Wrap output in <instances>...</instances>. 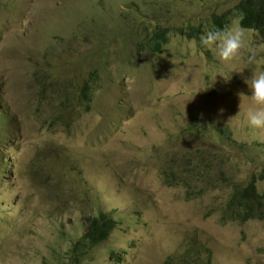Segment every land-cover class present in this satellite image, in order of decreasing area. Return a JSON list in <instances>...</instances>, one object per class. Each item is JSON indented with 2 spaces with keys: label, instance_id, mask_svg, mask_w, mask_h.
I'll return each mask as SVG.
<instances>
[{
  "label": "rangeland",
  "instance_id": "obj_1",
  "mask_svg": "<svg viewBox=\"0 0 264 264\" xmlns=\"http://www.w3.org/2000/svg\"><path fill=\"white\" fill-rule=\"evenodd\" d=\"M240 1L0 0V264H264V220H220L234 187L264 197L240 97L264 36L229 63L200 43ZM101 212L114 228L74 262Z\"/></svg>",
  "mask_w": 264,
  "mask_h": 264
},
{
  "label": "trees",
  "instance_id": "obj_2",
  "mask_svg": "<svg viewBox=\"0 0 264 264\" xmlns=\"http://www.w3.org/2000/svg\"><path fill=\"white\" fill-rule=\"evenodd\" d=\"M232 17H238L239 26L244 30L256 31L264 36V0H241L235 7V13ZM220 20L214 21L215 24L220 25ZM167 33L160 32L152 34L148 40L150 44V51L160 52L161 47L167 42ZM81 98L88 100V89L83 87L81 90ZM216 136L218 139H224L231 143V134L220 126ZM172 178L173 173H168L166 177ZM176 178L181 181L186 180V175L178 176ZM264 197L259 195L255 186L254 180L244 185L243 187H234L229 193L224 208L220 212V220H236L240 223L249 220H264ZM88 229L82 236V241L74 242L68 256H72L74 262L79 263L81 258L85 255L86 246H96L103 242L113 229L115 223L109 214L101 212L94 217L87 218Z\"/></svg>",
  "mask_w": 264,
  "mask_h": 264
},
{
  "label": "clouds",
  "instance_id": "obj_3",
  "mask_svg": "<svg viewBox=\"0 0 264 264\" xmlns=\"http://www.w3.org/2000/svg\"><path fill=\"white\" fill-rule=\"evenodd\" d=\"M235 18L238 19V17ZM200 43L209 50H212L219 60L224 63L236 60L246 46L245 33L241 27L227 31H208L200 37ZM247 52L249 53L248 62L252 63L255 58V51L249 46L247 47ZM244 83L247 84L251 92L250 96L240 94V97H246L249 101L246 113L248 126L253 130H264V72L252 75L250 79H245ZM86 85L89 88L88 84Z\"/></svg>",
  "mask_w": 264,
  "mask_h": 264
}]
</instances>
